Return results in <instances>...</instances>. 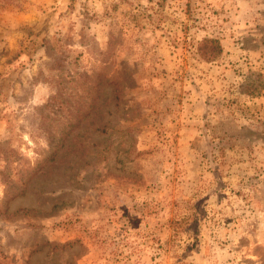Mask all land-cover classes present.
<instances>
[{
  "label": "rangeland",
  "instance_id": "374dc122",
  "mask_svg": "<svg viewBox=\"0 0 264 264\" xmlns=\"http://www.w3.org/2000/svg\"><path fill=\"white\" fill-rule=\"evenodd\" d=\"M0 264H264V0H0Z\"/></svg>",
  "mask_w": 264,
  "mask_h": 264
},
{
  "label": "trees",
  "instance_id": "16d2710c",
  "mask_svg": "<svg viewBox=\"0 0 264 264\" xmlns=\"http://www.w3.org/2000/svg\"><path fill=\"white\" fill-rule=\"evenodd\" d=\"M198 55L205 61L217 59L222 53V46L217 38H204L199 42Z\"/></svg>",
  "mask_w": 264,
  "mask_h": 264
}]
</instances>
